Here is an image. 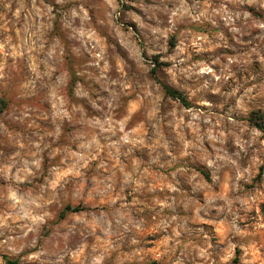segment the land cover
<instances>
[{
	"label": "clouds",
	"instance_id": "9594fccd",
	"mask_svg": "<svg viewBox=\"0 0 264 264\" xmlns=\"http://www.w3.org/2000/svg\"><path fill=\"white\" fill-rule=\"evenodd\" d=\"M264 0H0V264H264Z\"/></svg>",
	"mask_w": 264,
	"mask_h": 264
},
{
	"label": "rangeland",
	"instance_id": "374dc122",
	"mask_svg": "<svg viewBox=\"0 0 264 264\" xmlns=\"http://www.w3.org/2000/svg\"><path fill=\"white\" fill-rule=\"evenodd\" d=\"M252 118H258V121H260V120L264 121V111L259 112V113H253Z\"/></svg>",
	"mask_w": 264,
	"mask_h": 264
},
{
	"label": "trees",
	"instance_id": "16d2710c",
	"mask_svg": "<svg viewBox=\"0 0 264 264\" xmlns=\"http://www.w3.org/2000/svg\"><path fill=\"white\" fill-rule=\"evenodd\" d=\"M251 123L254 126H256L258 129H260V126H261L262 123H264V121H262V120L258 121V118H252Z\"/></svg>",
	"mask_w": 264,
	"mask_h": 264
}]
</instances>
